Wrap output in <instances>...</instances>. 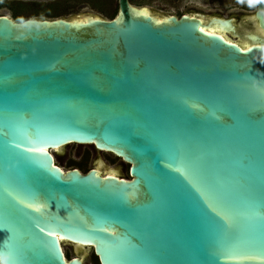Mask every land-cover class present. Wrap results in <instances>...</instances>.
<instances>
[{
  "label": "water",
  "instance_id": "obj_1",
  "mask_svg": "<svg viewBox=\"0 0 264 264\" xmlns=\"http://www.w3.org/2000/svg\"><path fill=\"white\" fill-rule=\"evenodd\" d=\"M143 9L0 15V264H264V41ZM69 144L129 178L62 171Z\"/></svg>",
  "mask_w": 264,
  "mask_h": 264
},
{
  "label": "rangeland",
  "instance_id": "obj_2",
  "mask_svg": "<svg viewBox=\"0 0 264 264\" xmlns=\"http://www.w3.org/2000/svg\"><path fill=\"white\" fill-rule=\"evenodd\" d=\"M135 7L146 8L157 17L180 15L192 12L208 20L212 16L226 18L232 10L247 8L254 10V5L246 0H129ZM118 13V0H0V15L14 19L18 14L22 21L26 18L39 19H76L81 16H97L111 19ZM240 37L230 39L246 42L244 32ZM55 164L67 171L78 168L82 173L96 168L101 174L115 172L129 178V164L120 157L106 151L96 150L91 145L69 144L54 152ZM82 167H79L78 164ZM63 250L67 259L79 255L84 264H100L92 249L79 251L73 244L64 242Z\"/></svg>",
  "mask_w": 264,
  "mask_h": 264
},
{
  "label": "flooded vegetation",
  "instance_id": "obj_3",
  "mask_svg": "<svg viewBox=\"0 0 264 264\" xmlns=\"http://www.w3.org/2000/svg\"><path fill=\"white\" fill-rule=\"evenodd\" d=\"M249 4H253L254 10H250L247 8H241V9H236L232 10L226 18L218 17V16H212L210 17L207 21L203 19V17L197 13H192V12H187L184 14L190 15V16H198L201 18L202 22L208 23L212 19H223V20H228L229 22V27L226 28V34L227 38L230 39V37L235 38V37H240L239 32H244L243 36L246 40L243 43L250 42V35L251 34H256L259 36L263 41H264V27L260 25L259 20L256 17V12L258 10L259 4L262 2V0H246ZM264 1V0H263ZM130 2V1H129ZM181 16V15H180ZM217 25L220 26L219 23H216ZM230 36V37H228ZM235 42L239 44H243L242 42L238 41L237 39Z\"/></svg>",
  "mask_w": 264,
  "mask_h": 264
},
{
  "label": "bare ground",
  "instance_id": "obj_4",
  "mask_svg": "<svg viewBox=\"0 0 264 264\" xmlns=\"http://www.w3.org/2000/svg\"><path fill=\"white\" fill-rule=\"evenodd\" d=\"M141 12L147 13V9L145 8ZM216 23H218V22L212 21V22L205 23L203 29L207 30L208 32L218 33L221 36H223L224 38L230 40L229 38H227V34H226V31H225L227 27H225L223 25L219 26ZM206 27H208V28H206ZM61 169H62V171H64L63 168H61Z\"/></svg>",
  "mask_w": 264,
  "mask_h": 264
},
{
  "label": "trees",
  "instance_id": "obj_5",
  "mask_svg": "<svg viewBox=\"0 0 264 264\" xmlns=\"http://www.w3.org/2000/svg\"><path fill=\"white\" fill-rule=\"evenodd\" d=\"M14 19L16 20V21H18L19 19H20V16L18 15V14H15L14 15ZM79 165V167H82V165L79 163L78 164ZM96 257V256H95ZM97 258V257H96Z\"/></svg>",
  "mask_w": 264,
  "mask_h": 264
}]
</instances>
